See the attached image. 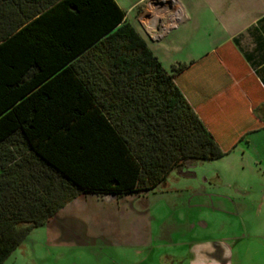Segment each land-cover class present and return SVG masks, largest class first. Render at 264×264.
<instances>
[{
    "label": "trees",
    "instance_id": "16d2710c",
    "mask_svg": "<svg viewBox=\"0 0 264 264\" xmlns=\"http://www.w3.org/2000/svg\"><path fill=\"white\" fill-rule=\"evenodd\" d=\"M117 0H0V264L85 193L230 153Z\"/></svg>",
    "mask_w": 264,
    "mask_h": 264
},
{
    "label": "rangeland",
    "instance_id": "374dc122",
    "mask_svg": "<svg viewBox=\"0 0 264 264\" xmlns=\"http://www.w3.org/2000/svg\"><path fill=\"white\" fill-rule=\"evenodd\" d=\"M136 6L129 13L143 0ZM163 46L170 69L176 54ZM250 138V149L244 142L220 159L189 162L156 189L77 196L4 264H214L228 261L224 252H234L228 264H264V130Z\"/></svg>",
    "mask_w": 264,
    "mask_h": 264
},
{
    "label": "crops",
    "instance_id": "0c3cea01",
    "mask_svg": "<svg viewBox=\"0 0 264 264\" xmlns=\"http://www.w3.org/2000/svg\"><path fill=\"white\" fill-rule=\"evenodd\" d=\"M140 1L123 5L117 0L147 40L157 41L156 47L149 45L167 70L191 63L179 82L222 146L231 149L228 154L244 142L250 149L251 135L264 130V0H177L184 20L160 38L173 35L167 44L150 38L147 27L170 14H158L159 0H143L133 14ZM194 16L198 20L191 25ZM163 45L176 54L170 69L163 61ZM183 48L186 54H180ZM241 152L245 154L246 148ZM233 253L224 256L233 259ZM221 261L214 264H228Z\"/></svg>",
    "mask_w": 264,
    "mask_h": 264
},
{
    "label": "built area",
    "instance_id": "2783aa9c",
    "mask_svg": "<svg viewBox=\"0 0 264 264\" xmlns=\"http://www.w3.org/2000/svg\"><path fill=\"white\" fill-rule=\"evenodd\" d=\"M158 6V14L167 12L170 15L166 20L160 18L157 23L150 24L147 27V35L152 39L162 38L170 29L178 26L184 20V15L178 8L177 0H159Z\"/></svg>",
    "mask_w": 264,
    "mask_h": 264
}]
</instances>
